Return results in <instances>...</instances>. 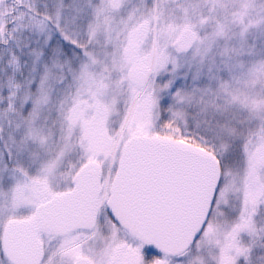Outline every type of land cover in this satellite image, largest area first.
<instances>
[{
	"label": "snow or ice",
	"instance_id": "6c2138e0",
	"mask_svg": "<svg viewBox=\"0 0 264 264\" xmlns=\"http://www.w3.org/2000/svg\"><path fill=\"white\" fill-rule=\"evenodd\" d=\"M117 238L264 264V0H0V264H113Z\"/></svg>",
	"mask_w": 264,
	"mask_h": 264
},
{
	"label": "water",
	"instance_id": "95a60500",
	"mask_svg": "<svg viewBox=\"0 0 264 264\" xmlns=\"http://www.w3.org/2000/svg\"><path fill=\"white\" fill-rule=\"evenodd\" d=\"M100 185L97 188L99 191ZM110 190V188H109ZM126 224L129 232L137 239H141L144 243L154 242L152 233L144 229L130 213H126ZM8 250L11 252L13 258L17 261L23 262L38 256L39 249L33 243L31 235L17 227H13L9 232Z\"/></svg>",
	"mask_w": 264,
	"mask_h": 264
},
{
	"label": "rangeland",
	"instance_id": "374dc122",
	"mask_svg": "<svg viewBox=\"0 0 264 264\" xmlns=\"http://www.w3.org/2000/svg\"><path fill=\"white\" fill-rule=\"evenodd\" d=\"M100 188L109 189L107 181L104 185H100ZM133 243L134 241L130 240L125 246L123 239L117 238L115 247L110 252L113 264H143V257L139 254L138 249L132 246Z\"/></svg>",
	"mask_w": 264,
	"mask_h": 264
}]
</instances>
